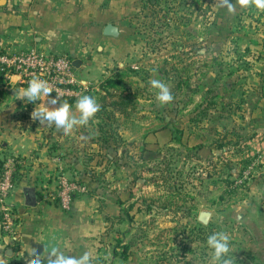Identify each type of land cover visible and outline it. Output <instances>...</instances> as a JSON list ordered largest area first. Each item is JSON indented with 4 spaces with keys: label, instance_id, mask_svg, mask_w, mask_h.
<instances>
[{
    "label": "rangeland",
    "instance_id": "rangeland-1",
    "mask_svg": "<svg viewBox=\"0 0 264 264\" xmlns=\"http://www.w3.org/2000/svg\"><path fill=\"white\" fill-rule=\"evenodd\" d=\"M230 2L233 13L219 0L90 1L95 18L108 12L121 31L96 77L100 91L89 93L111 113L91 134L102 138L101 159L82 196L110 218L77 224L92 234L91 264H198L202 249L212 264L207 235L197 244L199 213L227 215L264 178V139L253 141L264 126V11ZM152 79L173 102L157 101ZM110 145L121 153L106 155Z\"/></svg>",
    "mask_w": 264,
    "mask_h": 264
},
{
    "label": "crops",
    "instance_id": "crops-1",
    "mask_svg": "<svg viewBox=\"0 0 264 264\" xmlns=\"http://www.w3.org/2000/svg\"><path fill=\"white\" fill-rule=\"evenodd\" d=\"M90 1L0 0V53L38 48L49 54H64L73 63L79 62V67L74 68L83 85H96L108 51L118 38L104 35L106 25L115 22L109 20L108 12L97 13L95 18ZM28 83L15 73L0 84V160H15L18 177L8 200L16 216L15 231L7 232L0 221V260L3 264H26L33 256V241L44 245L40 259L45 264L53 248L77 258L88 252L92 258L95 252L88 243L91 238H86L92 234L79 231L77 224L80 223V229H85L86 222L106 224V217L110 218L108 210L105 206L94 210V202L81 195L66 211L53 195L60 175L92 182L93 169L101 159L96 151L102 140L91 134L100 121L95 117L88 126L77 127L67 136L54 124H40L31 114L47 100L41 97L36 103H29L21 99ZM51 97L55 98L52 94ZM75 105L76 102L72 104V113L78 116ZM58 106L57 103L55 107ZM257 132L253 140L256 143L264 139V126H258ZM119 134L125 138L123 132ZM105 153L113 158L121 152L110 145ZM263 179L250 182L245 191L247 198L231 204L227 215L217 216L210 211L212 216L206 225L199 220L201 211L197 244L205 245V236L214 233L217 225H224L231 230L233 245L229 256L233 264H264ZM27 187L37 191L38 201L33 207L26 205ZM206 251L202 249L197 254L198 264H206Z\"/></svg>",
    "mask_w": 264,
    "mask_h": 264
},
{
    "label": "built area",
    "instance_id": "built-area-1",
    "mask_svg": "<svg viewBox=\"0 0 264 264\" xmlns=\"http://www.w3.org/2000/svg\"><path fill=\"white\" fill-rule=\"evenodd\" d=\"M8 77L19 74L24 80L34 77L47 80L53 92L61 100L75 99L88 93L99 92L96 85H83L78 79L73 61L64 54H49L38 48L16 50L14 52L0 53V73ZM17 166L15 160H7L4 167H0V219L7 232H14L16 216L8 200L14 189V172ZM252 169V167H250ZM88 187L77 179L60 175L57 191L53 195L59 205L66 211L71 210L76 197L86 194Z\"/></svg>",
    "mask_w": 264,
    "mask_h": 264
},
{
    "label": "clouds",
    "instance_id": "clouds-1",
    "mask_svg": "<svg viewBox=\"0 0 264 264\" xmlns=\"http://www.w3.org/2000/svg\"><path fill=\"white\" fill-rule=\"evenodd\" d=\"M220 6L226 7L229 13L235 11V6L230 0H219ZM241 7L255 6L258 10L264 11V0H238ZM155 71V69H153ZM152 88L157 89L156 99L163 106L174 101V96L171 93L169 86L161 80H150ZM53 92L47 80L39 77H34L29 81L28 86L24 89L21 99L29 103H36L41 97L46 98L47 104L44 102L43 107H36L32 112V119L39 120L40 124L47 122L49 125L54 124L57 129H61L65 136L69 135L77 127H86L89 122L95 118L96 114L101 110L97 100L89 95H82L76 101V110L79 115L72 113V105L68 101H61L57 95L51 97ZM230 236L224 231L214 232L207 238V245L212 249V264H233L229 253ZM0 264L3 261L0 260ZM26 264H45V261L40 259L37 252H33L31 259L26 261ZM46 264H91L90 254L85 252L80 257L65 255L57 248H53L47 255Z\"/></svg>",
    "mask_w": 264,
    "mask_h": 264
},
{
    "label": "water",
    "instance_id": "water-1",
    "mask_svg": "<svg viewBox=\"0 0 264 264\" xmlns=\"http://www.w3.org/2000/svg\"><path fill=\"white\" fill-rule=\"evenodd\" d=\"M120 29L117 25L113 23H109L106 25L104 28V35L113 37V38H119L120 37ZM1 41V40H0ZM74 67H79V62H74L73 63ZM25 199H26V205L29 207H33L36 205L38 198H37V191L34 187H27L25 188ZM212 216V213L210 211H202L200 214V222L203 224H209L210 218ZM33 252H37L40 255L43 254L44 251V245L36 242L31 243Z\"/></svg>",
    "mask_w": 264,
    "mask_h": 264
},
{
    "label": "trees",
    "instance_id": "trees-1",
    "mask_svg": "<svg viewBox=\"0 0 264 264\" xmlns=\"http://www.w3.org/2000/svg\"><path fill=\"white\" fill-rule=\"evenodd\" d=\"M6 77L7 76H6L5 73H3V72L0 73V84L5 82V78ZM119 84H120V82L117 81V80H108L106 82L105 86L114 88V87H117ZM88 95L90 96L89 93H88ZM63 101H65V100L58 101V104L60 102H63ZM66 101H68L71 105L76 102L75 99H67ZM106 109H107V107H101V110L95 116L96 119H99V121H100V124L98 125L99 128H100V131H103L105 126H110L108 118H111V113H109V115H110L109 117L106 116V114L108 113L106 111ZM113 134H114V132L111 129H108L106 134H105V139H107L109 141V139H111L112 137L114 138L115 134L114 135ZM101 140H102V138H101ZM77 181L80 182V183L86 184L81 179H77ZM87 187H88V185H87ZM88 191H89V188H88ZM0 221H1V219H0Z\"/></svg>",
    "mask_w": 264,
    "mask_h": 264
}]
</instances>
